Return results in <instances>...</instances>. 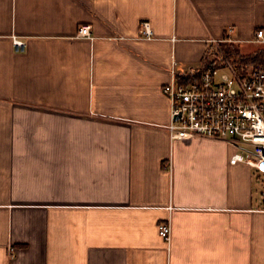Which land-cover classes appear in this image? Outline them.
<instances>
[{
  "label": "crops",
  "instance_id": "1",
  "mask_svg": "<svg viewBox=\"0 0 264 264\" xmlns=\"http://www.w3.org/2000/svg\"><path fill=\"white\" fill-rule=\"evenodd\" d=\"M228 26L264 0H0V264H264L263 179L166 129L161 87Z\"/></svg>",
  "mask_w": 264,
  "mask_h": 264
},
{
  "label": "built area",
  "instance_id": "2",
  "mask_svg": "<svg viewBox=\"0 0 264 264\" xmlns=\"http://www.w3.org/2000/svg\"><path fill=\"white\" fill-rule=\"evenodd\" d=\"M140 31L150 33L148 22H141ZM233 31L228 26L221 38L208 45L192 80L180 81L173 75L161 87L169 100L166 129L171 138L224 140L234 148L230 162H244L256 173L264 172V62L227 54L222 45L234 43ZM77 34L91 37L90 25H79ZM248 42L264 44V30L255 29ZM13 45L23 49L25 42L14 37ZM261 194L264 197V189ZM157 232L168 241L170 222H160ZM14 251L15 247L9 246V254Z\"/></svg>",
  "mask_w": 264,
  "mask_h": 264
},
{
  "label": "trees",
  "instance_id": "3",
  "mask_svg": "<svg viewBox=\"0 0 264 264\" xmlns=\"http://www.w3.org/2000/svg\"><path fill=\"white\" fill-rule=\"evenodd\" d=\"M222 48L226 51L227 54L233 55L234 57H242L244 60L264 62V47L257 48L256 50L250 53H242L235 43H225L222 45ZM199 71L194 73H188L185 75H180L178 79L180 81H189L192 80L195 76L198 75Z\"/></svg>",
  "mask_w": 264,
  "mask_h": 264
},
{
  "label": "rangeland",
  "instance_id": "4",
  "mask_svg": "<svg viewBox=\"0 0 264 264\" xmlns=\"http://www.w3.org/2000/svg\"><path fill=\"white\" fill-rule=\"evenodd\" d=\"M261 46H262L261 43H252V42H240L239 44H237L238 49L242 53H249ZM258 173L260 175V179H263V183H264V172H258Z\"/></svg>",
  "mask_w": 264,
  "mask_h": 264
}]
</instances>
